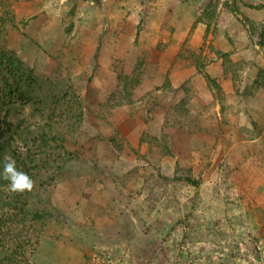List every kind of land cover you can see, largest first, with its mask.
Returning a JSON list of instances; mask_svg holds the SVG:
<instances>
[{
	"label": "rangeland",
	"instance_id": "rangeland-1",
	"mask_svg": "<svg viewBox=\"0 0 264 264\" xmlns=\"http://www.w3.org/2000/svg\"><path fill=\"white\" fill-rule=\"evenodd\" d=\"M102 1L0 0V49L83 110L43 147L49 112L4 108L21 122L5 156L40 187L0 182V264H264V0H194L179 19Z\"/></svg>",
	"mask_w": 264,
	"mask_h": 264
},
{
	"label": "trees",
	"instance_id": "trees-1",
	"mask_svg": "<svg viewBox=\"0 0 264 264\" xmlns=\"http://www.w3.org/2000/svg\"><path fill=\"white\" fill-rule=\"evenodd\" d=\"M209 9V8H208ZM213 11L205 12V15L209 18L214 16V8H211ZM145 11V12H144ZM143 12L145 14L148 13V9L146 8ZM6 18L2 17V22H12V14L10 12L5 13ZM10 22V23H11ZM6 25V24H4ZM4 34V30L0 29V34ZM257 41L258 44L264 47V26H261L257 29ZM214 53L222 59L223 66L224 63L229 62V57L227 54H224L220 51L212 49ZM188 52V51H187ZM192 54V53H191ZM21 65L19 60H17L16 55L12 52H6L0 49V172L3 171V163L5 155L10 153V139H13V135L16 134L18 126L21 122H17L12 125L7 121L8 110L4 111V108L7 107L8 104L13 100H17L19 102H31L35 101L38 103L41 108H38L40 111L49 112L50 122L48 126L45 128V132L48 130V133L45 137L44 134L40 136V142L43 147H45L47 140L52 141L54 138L59 140L60 146L64 142V136H74L79 133L82 119H83V110L80 106L79 99L75 97L72 93L69 96L68 93L65 92L64 89L58 88L57 91H52L53 83L48 80H41L36 77L31 71L23 70L17 66ZM229 71V69H228ZM262 70H259L258 79L264 78L262 76ZM234 76V75H233ZM236 77V76H234ZM209 78V77H207ZM126 80L127 78L123 77L119 79V83L122 85V91H126ZM212 82V81H211ZM134 83V82H130ZM213 86L217 88L216 84L212 82ZM48 109V110H46ZM63 124L61 127V131L57 132L54 130V125ZM12 126L11 135L8 136L7 130L4 128H10ZM9 132V131H8ZM18 133V131H17ZM58 133V135L56 134ZM110 142L116 144L114 138H109ZM120 147V146H119ZM29 155H27V158ZM34 162H41L40 160H34ZM18 168V165H16ZM35 166H31L25 168L23 171L26 172L32 179L33 176L30 174V171L33 170ZM19 169V168H18ZM4 179L0 178V182H3ZM34 180V179H33ZM186 183L191 184L192 186H196V182L190 177H186L183 179ZM33 188V191L39 189L40 186L36 185ZM21 195L25 192H19ZM48 210V208L46 209ZM45 212V211H44ZM41 214L45 215L47 212ZM38 213H34L35 215ZM39 218V216H38Z\"/></svg>",
	"mask_w": 264,
	"mask_h": 264
},
{
	"label": "crops",
	"instance_id": "crops-1",
	"mask_svg": "<svg viewBox=\"0 0 264 264\" xmlns=\"http://www.w3.org/2000/svg\"><path fill=\"white\" fill-rule=\"evenodd\" d=\"M113 2H117V1L114 0ZM113 2H112V0H103L102 1V3H103L102 7H104V11H105V8H107L110 12V6L113 5ZM171 2L172 3L169 4V3L163 2V0H161L159 3L158 11L162 14L165 13V17L163 19H179V18H181V14L184 11H189V9L192 11H195V7L192 4V3H194V0H186V1L185 0H181V1L171 0ZM166 3H167V6H166ZM130 11H131V9H128L126 7H124V8L119 7V9L117 10L116 13H117V15L120 13H124L127 16L129 13H132ZM217 12H218V10H217ZM110 14H111V12H110ZM221 14H223V13L220 12V14H219L220 16H218V13L215 14V18H220ZM231 22L235 23L236 25L239 24V22H234L232 20V18H231ZM190 23H191V20L189 22V25H190ZM159 26H160V23H159ZM198 26H199V24H198ZM180 28H182V27L177 28V30L182 31V30H180ZM165 33H169V32H165ZM179 33H182V32H179ZM179 33H173L172 32L173 35H177ZM184 33L186 34L187 30ZM202 35H204V33H202ZM190 36H192L193 40L200 39V34H198V31H193V33H191ZM228 38H230V37L228 36Z\"/></svg>",
	"mask_w": 264,
	"mask_h": 264
},
{
	"label": "clouds",
	"instance_id": "clouds-1",
	"mask_svg": "<svg viewBox=\"0 0 264 264\" xmlns=\"http://www.w3.org/2000/svg\"><path fill=\"white\" fill-rule=\"evenodd\" d=\"M0 178L9 181V189L12 192L32 191L35 187L34 180L23 170L16 166V161L9 156H5L3 171Z\"/></svg>",
	"mask_w": 264,
	"mask_h": 264
}]
</instances>
